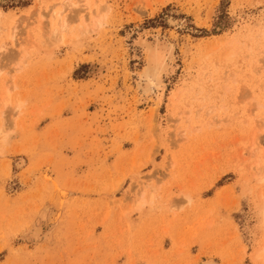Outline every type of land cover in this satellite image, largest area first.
Returning a JSON list of instances; mask_svg holds the SVG:
<instances>
[{
  "label": "rangeland",
  "instance_id": "1",
  "mask_svg": "<svg viewBox=\"0 0 264 264\" xmlns=\"http://www.w3.org/2000/svg\"><path fill=\"white\" fill-rule=\"evenodd\" d=\"M66 2L0 0V264H264V0Z\"/></svg>",
  "mask_w": 264,
  "mask_h": 264
},
{
  "label": "bare ground",
  "instance_id": "2",
  "mask_svg": "<svg viewBox=\"0 0 264 264\" xmlns=\"http://www.w3.org/2000/svg\"><path fill=\"white\" fill-rule=\"evenodd\" d=\"M72 1L73 0H67L66 3L69 4L68 5L69 7H70V5H74L72 3ZM81 1H83L85 7H87V8L89 7V5H90L89 0H81ZM74 6H76V5H74ZM2 14H4V13L2 11H0V16ZM101 14H103V13L101 12ZM168 21H169V24H171V25H175L176 26L178 24L173 19L168 20ZM62 23H64L61 26L62 30H64V29L66 30L67 29V24L65 23V21L62 22ZM96 23L97 22L93 23L92 25H89V27H92V26L94 27V25ZM136 42L138 43V45L139 44L142 45V47L144 48V51H145L144 54L146 56L145 66H144L142 72L139 74L140 77H139V82L137 84V87H138L137 91H138L139 95L141 97H143V98H147V97H150V96H155L156 97V102H155V112H156L157 111V107L160 105V102H162L161 100H163L162 96H163V94L165 92V88L167 86V85H165L164 80H163L164 79V75L168 76L166 74L167 73L169 74V70L173 71L172 70L173 67L171 68V66H172V63L174 61V54H173V50L174 49L172 47V44L169 43V41H162L159 38H156L155 41H153V43L145 42L144 40H139V39ZM181 95H182V92L175 91L174 92V99L175 100H173V101L170 100L171 102L169 101L171 103L169 107L171 108V110H173V114L170 115L169 117H172L174 115V110H178V106H179L178 104H179V102H180V100L182 98ZM181 113H179V114H181ZM149 115H151V113H149ZM154 115H155V113H154ZM255 145L253 144V147H255ZM24 164H25L24 161H21V162H19L17 164V167L20 169V168H22L24 166ZM257 182H260V183L264 182V176L259 177L257 179ZM145 198L142 197L140 200L138 199L139 201L136 202L137 204H136V209L134 208L135 210H138L142 206H144L145 202H146V204L148 203V201H145ZM263 202H264V197H263ZM259 217L262 220H264V204H263V206L261 207V209L259 211ZM37 227L38 228H36L35 234H37L40 238H45L47 236V232H49L48 231L49 224L47 222H45V221H40L39 225ZM252 256H253L252 259H253L254 262L262 260L263 257H264V248L256 250L255 252H253ZM202 264H218V262L215 259L211 258V259H209L207 261H204Z\"/></svg>",
  "mask_w": 264,
  "mask_h": 264
}]
</instances>
